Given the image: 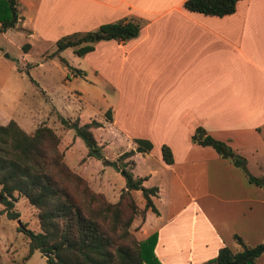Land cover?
<instances>
[{"label": "crops", "instance_id": "obj_1", "mask_svg": "<svg viewBox=\"0 0 264 264\" xmlns=\"http://www.w3.org/2000/svg\"><path fill=\"white\" fill-rule=\"evenodd\" d=\"M17 2L23 31H5L52 41L125 16L141 20L136 35L95 38L82 57L110 89L102 92L104 109L112 108V123L131 148L134 138L152 143L129 162L155 154L161 171L155 181L151 172L125 168L158 187V210L148 212L136 234H157L154 252L162 264H201L223 246L237 251L242 246L234 233L250 245L264 242V187L191 138L202 126L243 155L248 172L264 174V0H238L224 15L189 10L184 0ZM162 144L170 147L172 163L163 160ZM255 264H264V252Z\"/></svg>", "mask_w": 264, "mask_h": 264}, {"label": "trees", "instance_id": "obj_2", "mask_svg": "<svg viewBox=\"0 0 264 264\" xmlns=\"http://www.w3.org/2000/svg\"><path fill=\"white\" fill-rule=\"evenodd\" d=\"M238 0H184L183 5L205 14L224 15L235 10ZM20 20L17 0H0V31L16 27ZM141 20L136 16H125L101 23L95 29L72 31L55 40L57 54L73 74H84V70L69 64L60 51L71 47L82 56L94 47L95 35L105 38L127 39L139 32ZM29 42L23 43L28 48ZM63 125L72 129L89 147V154L107 159V149L96 128L112 123V108L103 113L85 108L75 117L59 115ZM193 141L209 144L219 156L229 159L242 167L250 182L264 187V174L255 176L246 169V158L237 153L226 141L209 134L197 126L191 136ZM136 146L123 151L119 158L130 157L136 151L151 149L149 139L134 138ZM61 137L46 123L38 124L32 132L21 127L10 118L0 124V202L2 211L9 218H17L19 212L13 209L16 195H23L37 208L39 230L20 225L28 238V253L35 249L47 253V264H162L154 252L157 234L140 238L131 231L134 221L143 222L148 212L157 211L153 196L157 195L156 185H144L147 176L134 177L122 168L125 185L116 200L108 198L105 192L97 190L87 176L75 169L64 158ZM95 152V153H94ZM161 156L166 163L173 162V155L167 144L161 145ZM140 189L142 199L136 200L131 190ZM241 249L232 251L228 246L220 248L213 260L201 264H224L237 260L239 264H255L257 256L264 252V242L253 245L233 234ZM8 264H22L12 261Z\"/></svg>", "mask_w": 264, "mask_h": 264}, {"label": "rangeland", "instance_id": "obj_3", "mask_svg": "<svg viewBox=\"0 0 264 264\" xmlns=\"http://www.w3.org/2000/svg\"><path fill=\"white\" fill-rule=\"evenodd\" d=\"M15 28L23 31L19 24ZM26 41L29 42V49L22 47ZM55 48V41L51 39L27 37L13 30L0 31V124L13 118L29 132L40 123L52 126L61 137L64 158L70 165L82 170L93 187L105 192L111 200H116L124 187L122 168L125 163H128L126 168L136 173L151 172V182L155 181L161 172L156 155L136 156L133 162H129L130 157L119 158L131 145L118 130L109 126L95 129L96 134L107 142L103 153L107 159L115 161L111 164L103 157L89 154V147L82 138L61 123L59 115L73 118L85 108L103 113L106 100L102 92L109 93L110 89L103 81L95 80L93 72L86 68L84 58L67 47L60 55L72 66L86 71V75L71 76L66 64L57 54H52ZM132 192L140 202L141 191L133 189ZM15 195L13 209L19 212V216L9 218L5 212H0V264L12 261L47 264L46 255L38 249L27 255L28 238L19 229L20 225H24L39 230L37 208L25 196ZM2 207L0 202V211ZM139 226V221H134L130 229L136 233Z\"/></svg>", "mask_w": 264, "mask_h": 264}, {"label": "water", "instance_id": "obj_4", "mask_svg": "<svg viewBox=\"0 0 264 264\" xmlns=\"http://www.w3.org/2000/svg\"><path fill=\"white\" fill-rule=\"evenodd\" d=\"M101 37H102L101 34H96V35H95V38H96V39H99V38H101ZM18 222H19V225H20V219H18ZM45 255L47 256V253H46ZM224 264H239V263H238L237 260H233V261H230V262H226V263H224Z\"/></svg>", "mask_w": 264, "mask_h": 264}]
</instances>
